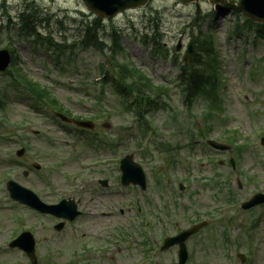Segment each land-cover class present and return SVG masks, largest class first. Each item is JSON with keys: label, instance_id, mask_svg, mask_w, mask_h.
I'll return each mask as SVG.
<instances>
[{"label": "rangeland", "instance_id": "374dc122", "mask_svg": "<svg viewBox=\"0 0 264 264\" xmlns=\"http://www.w3.org/2000/svg\"><path fill=\"white\" fill-rule=\"evenodd\" d=\"M31 1L42 11L40 18L49 20L45 25L46 29L41 28L39 32L45 36L50 32L56 42H62L65 36L66 43H71L76 38V30L72 27L92 20L94 17L85 11L80 0H5L4 5L0 0V49L11 48L17 57L16 66L11 69V76L16 75L17 70L26 74L31 80L46 87L73 116L89 119L95 114H100L95 123L96 134L104 133L107 138L112 139L122 136L124 140L115 153H110L104 147L100 148L103 153L98 152L97 149L86 145L84 139L87 135H82L73 126H65L58 120H54V112L50 107L47 106L44 109L43 106L37 110L30 96H27L20 88L12 86L9 76H0V99L3 104V108L0 107L2 123L0 133L5 135L0 138V179L15 180L21 185L38 191L43 197H46L43 191L44 186H56L59 198L74 194L77 187L72 188V184L77 180V176H79V180L76 181L78 185L97 177L107 179L109 185L105 193L93 195L95 188L93 184H90L88 190L90 194L85 193L83 197L87 205H92L90 210L83 207L85 215L75 223L76 227L66 228L60 233H55L50 228V220L46 221L44 218L35 216L28 209L24 210L9 199L5 201L6 192L4 188L0 190V264H28L26 257L20 251H11L7 245L11 236L17 233H14V230L19 227L27 230L32 224L36 227L34 231L36 232L37 264H69L68 260L74 264H84L82 261L89 259L87 257L89 253L99 257L96 264H136L142 252L141 248L137 247V242L140 241L137 230L138 219L134 218L136 215L132 204L135 199L141 201V198L137 193L134 196L129 188L121 190L117 185L120 176L118 160L123 155L131 153L134 161L142 165L148 180L147 194L142 195L143 203L147 207L144 215L152 221L153 215L159 214L161 225L164 218L160 215L158 190L151 172L158 171L165 163L162 164L156 156L149 155L144 159L136 156L139 136L137 137L135 133L130 135L131 132L127 134L120 129L126 125V122H130L122 112H119L121 111L120 98L112 92V89L106 88L102 96L96 89L94 82L99 76V65H105L106 58L93 50L75 49L69 60L62 59V63L65 64L62 67L59 63H55L53 52L46 51L39 45L34 46L33 38L26 39L18 34V13L26 3ZM227 1L234 3L236 0ZM198 4L200 13L196 14L193 4L181 5L175 0H150L144 8L124 12L110 21H102L103 35L111 34L114 28L122 37L121 45L125 55L121 54L118 57L120 61L131 62L155 85H171L179 71L178 67L172 63V59L176 57L177 64H180L182 57V51L177 53L175 47L179 42L183 48L186 46L191 39V26L195 22V17L204 15L207 19L202 23V29L213 35L215 48L221 60L224 108L221 117H217L221 121L213 123V128L206 139L223 140L224 135L236 130L239 144L246 147L238 168L234 171L227 165L232 154L230 156L217 154L211 148H206L203 139L197 138L193 154L190 153L191 150L171 154L173 168L167 173L171 186H166V181H163V197L166 196L169 200V194L173 192L171 198L178 202L179 206H177L176 216L173 217L174 223L165 220V229L157 227L154 230L151 237H156L157 241H160L163 234H172L179 228H186L187 220L182 218L185 215L189 218L196 211L207 218L206 212L214 211L217 205L214 203L216 190L204 184L203 178L211 183L214 175L222 176L221 180H218L222 190L225 187L222 179H226L228 186L235 190L237 203L246 201L257 192H264V147L260 146V138L264 137V40L257 38L254 31L235 34L237 18L233 12L216 13L207 0H200ZM7 16H10L11 20ZM64 16H68L69 19L74 18L76 23L73 24L69 19L64 21V26L68 29L61 31L56 18L63 19ZM244 18L243 15L239 17L241 24ZM8 23L10 26L6 28ZM155 25L159 27L157 31L164 53L170 55V59L152 58L149 50L138 41L145 26L153 28ZM3 93L5 97H2ZM95 96L101 97V102H98ZM171 104L176 110L185 112L182 108V99L177 92L171 94ZM204 110L205 104L196 100L192 109L193 114L190 116L200 115ZM184 117L189 116L185 114ZM171 118L170 111L148 115V122L153 129H156L154 137H158L159 143H168L179 129L173 124ZM103 123L109 124L111 129H104ZM32 131H39V135L33 136ZM195 133L197 136V132ZM23 146L28 147L29 155L24 156V161H21L15 157L14 153ZM150 149L153 151V147ZM104 157H110L107 165L104 167L94 165L95 160ZM211 160L215 161L216 165L220 160L222 163L217 167L210 162ZM53 162L56 165H52ZM34 163L42 165L41 173L36 174L31 169L29 176L24 178L22 171L28 170L27 167ZM243 174L250 177L253 182H247V178L244 181L241 177ZM184 177L189 182L182 197L177 200L176 197L179 194L175 188L176 183ZM236 180L243 185L241 191L235 189ZM191 202L194 207L186 211L193 212L185 214L183 208ZM87 205L84 206L87 207ZM120 208L123 210L121 216L118 215ZM105 210H109L112 216L100 217V213ZM9 212L10 215L14 212L18 214L24 212V216L20 218L24 222L20 221L22 224L19 225L18 221H12V216L10 220ZM228 213L229 217H237L239 219L237 225L241 226L251 216L258 218L264 210L258 209L253 214H242L237 209H232ZM134 222L137 227L133 226ZM176 222L179 224L176 225ZM120 224L121 226L118 227L125 231V234L128 233L125 228L131 230V235L128 233L125 237L130 241L129 249L125 250V245H121L122 250L111 247L114 242L109 244L96 242L93 248L99 250L102 255H96V251L78 253L82 244H88L93 238L101 235V229ZM217 224L210 221V228L203 230L188 242L191 250L190 259L194 264H232V256L227 257L220 244L213 248V244L209 243L212 235L219 239L220 229ZM45 225L48 226L47 230L43 228ZM230 225L234 226L230 227L231 236L239 239L241 252L248 251L240 228L233 223ZM257 225L253 228L250 239L254 241L251 244L254 248L252 257L254 264H264V219L257 222ZM110 239L115 241L116 238ZM175 260L176 249H173L163 255L158 264H171Z\"/></svg>", "mask_w": 264, "mask_h": 264}, {"label": "trees", "instance_id": "16d2710c", "mask_svg": "<svg viewBox=\"0 0 264 264\" xmlns=\"http://www.w3.org/2000/svg\"><path fill=\"white\" fill-rule=\"evenodd\" d=\"M27 17L26 15H22ZM32 27V26H30ZM28 25H24L27 30H32ZM253 24L246 20L244 24H237L236 30L238 33L242 31H250ZM257 33L264 38V25L255 26ZM194 44L197 55L195 56V67L191 69H184L183 77L179 83L181 93L186 97L188 104L193 103L195 96H201L212 100L211 106H217L220 91V76H219V60L214 50V39L211 35L203 34L201 31L194 36ZM120 79L116 83L118 92L124 98H135L138 109L158 110L157 98L160 96L161 88H153L152 84L139 71L132 69L130 79H126L128 67H119ZM133 77L136 78L133 80ZM21 81L30 93H32L39 100H46L47 102L57 106V103L49 96V94L41 89L37 84L32 83L26 78H21ZM108 79L104 81L106 83ZM113 81V80H110ZM212 96V98L208 97Z\"/></svg>", "mask_w": 264, "mask_h": 264}, {"label": "water", "instance_id": "95a60500", "mask_svg": "<svg viewBox=\"0 0 264 264\" xmlns=\"http://www.w3.org/2000/svg\"><path fill=\"white\" fill-rule=\"evenodd\" d=\"M86 6L96 12L99 16L111 18L113 17L117 12L122 11L125 8L128 7H135L137 5H143L147 0H83ZM182 3L190 2L193 0H179ZM211 3H217L220 2L221 6H218V9H233L235 11H241L245 15L249 16L255 21H263L264 22V0H238L237 5H226L225 0H209ZM192 58V42L189 43L187 46V50L184 54L183 60L186 64H189L191 62ZM9 55L7 51H1L0 52V71L5 70V68L9 64ZM62 118V117H60ZM77 125L88 128L91 127L89 123H77ZM217 148H221L218 146H215ZM223 149V148H221ZM122 170H123V181L125 182L129 178V171L132 168H136L139 177L141 181L143 180V175L140 171V169L136 166H132L130 164L129 159L125 160L121 164ZM12 195L16 198L23 197L25 195V192L21 190L20 188H16L12 191ZM264 202V196H256L251 203H249L246 207H250L252 205H255L257 203ZM28 235L21 236L18 240L13 242L11 245L12 247L18 246L22 249H24L26 252H28L30 255H32L33 251V242L32 239H29V244L27 245L24 242V238ZM29 237V236H28Z\"/></svg>", "mask_w": 264, "mask_h": 264}]
</instances>
